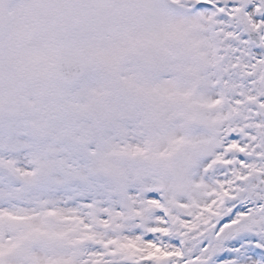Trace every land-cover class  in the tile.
Here are the masks:
<instances>
[{
  "label": "snow or ice",
  "instance_id": "obj_1",
  "mask_svg": "<svg viewBox=\"0 0 264 264\" xmlns=\"http://www.w3.org/2000/svg\"><path fill=\"white\" fill-rule=\"evenodd\" d=\"M0 264H264V0H0Z\"/></svg>",
  "mask_w": 264,
  "mask_h": 264
}]
</instances>
